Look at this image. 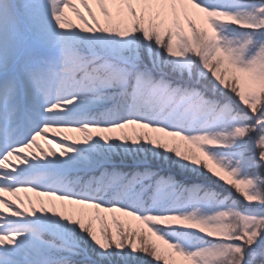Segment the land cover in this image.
<instances>
[{
    "label": "snow or ice",
    "instance_id": "obj_1",
    "mask_svg": "<svg viewBox=\"0 0 264 264\" xmlns=\"http://www.w3.org/2000/svg\"><path fill=\"white\" fill-rule=\"evenodd\" d=\"M0 264H264V0H0Z\"/></svg>",
    "mask_w": 264,
    "mask_h": 264
}]
</instances>
